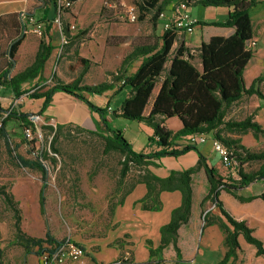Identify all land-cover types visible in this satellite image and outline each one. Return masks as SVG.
Listing matches in <instances>:
<instances>
[{
    "label": "trees",
    "instance_id": "16d2710c",
    "mask_svg": "<svg viewBox=\"0 0 264 264\" xmlns=\"http://www.w3.org/2000/svg\"><path fill=\"white\" fill-rule=\"evenodd\" d=\"M37 1L42 3L44 8H49L48 14L51 15L50 21H52L55 14V1ZM70 1L75 3L77 0ZM175 2H182L187 8L194 3L193 0H135L133 5L137 10L136 22L142 23L148 17L147 22L154 25L159 14L164 12L165 7ZM197 3L203 7L228 8L227 19L213 25L234 29V33L229 37H211L207 42L201 43L196 51L201 63L200 71L193 64V52L184 48L183 45L172 50L177 35L171 31H165L157 38L144 37L143 40L147 43L142 42L133 46L121 60L118 71L113 75V80L110 83L85 87L79 86L80 81L78 80L69 85L55 84L45 92L30 96L31 99L43 100L38 115H42L49 106L55 92H63L81 100L91 111L101 117L103 110L89 103L82 94L100 95L112 90L117 83L120 84V88H128L127 97L120 108L113 112V115L127 122L140 123L150 128L152 130L151 140L158 148L155 152H135L121 132L110 129L103 117H101V121L104 131L109 135H104L98 130H86L73 125H56L55 127L46 125L42 129L52 134L51 148L54 153L58 152L54 144L59 137L64 131L73 128L78 132L100 136L105 145V153L120 154L122 157L121 169L115 187L118 199L115 202L109 200L107 207L109 216H113L115 209L123 205L125 198L139 184L144 185L146 189L144 196L136 202L141 211L159 212L161 210L159 197L162 192H178L180 194V205L171 211L169 222L159 228L158 246L153 248L151 242H146L150 261L146 264H153V261H156L154 264H162V253L167 248H172L177 259H180L181 254L177 246L178 231L189 221L193 177L200 171L204 172L207 181V193L202 198L200 206L203 207L206 201L213 198V209L218 211V214L203 213V228L216 226L223 235L224 253L219 264H226L229 260H232L231 264H234L238 260L239 236L247 245L253 247L256 257L264 260V247L261 240L253 235V230L243 221H237L227 213L221 202L217 200L219 192L223 191L241 203L250 202L254 199L253 197H238L235 192L253 182L264 180V173H262L264 170V149L252 152L240 144V137L249 133L255 141L259 138L264 140V129L253 120L252 115L241 121L225 119L227 110L243 96L255 95L258 99L264 100V94L258 88V85L264 80V76L255 79L247 90L243 84V72L253 54L251 49L247 48L253 38V25L249 13L257 5V0H200ZM7 18L5 28L14 29L16 38L11 39L7 34L6 38L0 39L8 44L6 53L0 52V60L2 58L7 60L6 65L0 67V87L7 88L16 98H19L24 93L21 88L24 83L39 79L55 47L51 43V38L48 37L50 25H44L43 38L48 40L40 41L34 60L29 67L11 76V70L15 64L13 59L25 34L20 19L15 20L18 19L17 15H9ZM1 21L2 19H0ZM37 23L41 22L37 21ZM18 28L19 33H17ZM63 34L68 35L67 27L63 28ZM150 40L151 42H149ZM80 61L85 62L82 59ZM136 61H140L139 66L134 73L128 75V70ZM85 71L86 69L83 72ZM158 83H160L158 92L152 101L149 113L145 115V108ZM3 114L6 116L1 122L0 140L5 142L7 152L11 155L12 150L9 147L5 126L12 122L18 127H29L34 130V125L28 119L30 114L14 113L0 107V115ZM171 118H176L181 124V129L176 133L166 129L164 125L165 121ZM188 135H204L221 142L229 150L236 165V177L233 185L228 184L225 181L227 179L219 177L216 170L207 165L205 156L197 146L183 140ZM189 151H194L198 158L194 167L182 171H171L164 178L154 175L149 170V167H157L155 161L161 158H176ZM15 159L20 167L39 172L43 186L46 184L48 181L47 170L41 163L42 160H46L44 155L40 154L36 160H27L20 156H15ZM251 162L262 163L260 171L252 175L243 174L240 168ZM130 172L131 175H129ZM0 197L17 212L11 196L1 187ZM259 198L264 200V194ZM14 239L26 254H30L33 249H36V255H40L47 247H55L62 243V241L52 238L48 232L45 233L44 238L26 236L19 228L18 217L15 222ZM127 239L128 236L125 235L116 239L113 245L118 246L119 249L126 245L131 246V243H126ZM129 252L132 253V251ZM123 255L124 253L121 252L116 264H133L131 257ZM2 257L3 252L0 248V264H2Z\"/></svg>",
    "mask_w": 264,
    "mask_h": 264
},
{
    "label": "rangeland",
    "instance_id": "374dc122",
    "mask_svg": "<svg viewBox=\"0 0 264 264\" xmlns=\"http://www.w3.org/2000/svg\"><path fill=\"white\" fill-rule=\"evenodd\" d=\"M134 3L135 0L124 2L123 0H80L76 4L73 3L72 7L63 14L61 21L63 28L69 27L68 35H65V43H62L58 28L54 25V28L48 31V37L52 38L51 43L55 49L39 79L24 83L21 86L24 93L19 98H16L12 92L4 93L3 98H0V105L4 110H11L14 113L37 111L39 99H31L30 96L45 92L55 84L69 85L79 80V86L93 87L111 82L121 60L133 46L142 42L147 43L143 40L147 37L142 33L144 23H130L124 12V6ZM22 12L26 17L31 16L33 21H38V17L31 14V9L25 8ZM188 12H191L193 17L213 20L214 16L220 17L226 14V9L192 5L188 7ZM255 13V19L259 18L260 21L253 27L257 44L252 50L257 52L255 61L261 66V74H264V1L259 3ZM71 26H74L73 30L70 29ZM31 28L32 26H27L26 29ZM137 29L140 32H137ZM25 38L14 56L15 64L11 76L29 67L40 41L48 40L39 38L32 32H27ZM7 48L8 44L0 41V52L6 53ZM80 59L85 62H81ZM6 61V58H2L0 67L5 66ZM85 69L86 71L83 72ZM115 87L118 89L120 84L117 83ZM261 90H264V85ZM127 93V87L112 93L111 108L118 109ZM113 118L116 120L115 116ZM123 121L126 125L129 124V128L121 131V134L135 152L143 150L149 153L155 152L153 150L157 146L151 140L152 133L146 135L138 130L135 122ZM46 125L48 124L41 119L34 126V130L30 128V136L26 137L23 126L18 127L9 122L5 126V131L12 150L11 155L7 152L5 142L0 140V187L11 196L17 209L15 212L0 197L2 264H36V249H33L31 254H26L23 248L15 243L17 217L19 228L26 236L44 238L45 233L48 232L57 241L69 239L84 248L85 258L89 263H93L94 260L97 264H113L121 252L124 253V257H131L129 251L133 254V264L145 263L148 257L146 242H151L153 248L158 246L159 228L169 222L173 209L169 211L168 221L163 225H161V217L165 211L164 207L156 213L141 211L136 202L142 198L143 193L138 197L137 194L139 190L144 189V186L139 185L126 197L123 205L115 209V216L114 214L109 216L107 210L109 200L115 202L118 199L115 187L121 169L120 154L105 153V145L100 136L78 132L73 128L64 131L59 137L54 144L58 152L54 153L51 148L53 136L42 129ZM174 125V122L171 123V126ZM122 126L119 125V128L123 129ZM108 127L112 129L115 125L109 123ZM250 139V136L244 137V142L252 152L264 149L262 138L255 141L256 144ZM40 154L46 158L41 161L48 176L44 186L39 172L20 167L15 159V156H20L27 160H36ZM261 165L262 163L251 162L244 164L240 170L245 175H252L260 171ZM223 178L227 179L225 181L230 185L235 183V177L227 171ZM263 182L264 180L260 183ZM259 190L260 185L252 184L243 187L241 195L250 197L259 193ZM212 199L208 201L207 213H210L214 206ZM263 203H253L249 213L259 218L264 216ZM215 214H218V211ZM125 235L128 236L131 246L126 245L119 249L118 246L113 245L116 239ZM219 243L220 240L217 239L206 244L204 237L201 238L199 234L193 244L188 240L181 244L184 252L183 260L172 261L167 252L166 261L162 259V264H219L224 253L217 248L216 245ZM110 249L119 251L116 259ZM254 257H256L255 250L253 256L244 250L239 253L238 260L234 264H253ZM231 261L226 264H231Z\"/></svg>",
    "mask_w": 264,
    "mask_h": 264
},
{
    "label": "crops",
    "instance_id": "0c3cea01",
    "mask_svg": "<svg viewBox=\"0 0 264 264\" xmlns=\"http://www.w3.org/2000/svg\"><path fill=\"white\" fill-rule=\"evenodd\" d=\"M78 1L80 0H77L74 4H76ZM124 1L125 0H123V2ZM193 1L195 3V4L193 3V5L201 6L200 4L197 3L200 0H193ZM262 1L264 0H257V5L254 8H252V10L249 13L253 27L256 25V23L260 21L259 18L255 19V14H256L255 12H256L257 7L259 6V3ZM171 5L172 3L168 4L165 7L164 12L166 15L170 14ZM25 8L31 9V14H33L34 17L36 18L38 17V21H40L44 25H47V24L50 25L49 32L50 30L54 28V25L51 23L52 21H50L51 15L48 14L49 8L48 7L44 8L43 4L40 3L39 1L37 0H0V19H2V21L0 22V39L6 38L7 34H9L11 39L16 38L15 30L14 29L8 30V28H5L7 26L5 23L8 21L7 17H9V15H17L18 19H15V20H19V15ZM207 8H210V7H207ZM225 9H226V14L221 15L220 17L214 16L215 18H213V20H203L202 18L191 16V12H188V8H187V13L191 17V19L197 23L195 27V31L191 35L178 34L173 43L172 50L174 51L177 49V47L183 45L184 48L189 49L191 52H193V64L196 67V69L199 71L201 70V63H200V59L197 57L196 51L200 47L201 43L207 42L211 37H216V36L229 37L230 35L234 33L233 28L218 27V26L213 25L214 23L224 22L227 19L229 9L228 8H225ZM147 21H148V17L144 22H142L145 25L142 33H144L146 36H152L153 38L160 37L162 34V27H161L162 22L160 20H157L154 25H151ZM137 32H140L139 29H137ZM17 33H19V28H18ZM11 39L9 40V42L11 41ZM252 41L254 42V47H256L257 39L254 37V30H253ZM51 42H52V38H51ZM252 49H251L253 53L252 57L247 63V65L245 66V69L243 72V84L246 90L249 89V87L252 85L255 79H257L258 77L264 76V74H261L260 64H258V62L255 61V56L257 52H253L254 50ZM139 64H140V61L134 62L131 68L128 70L127 74L130 75L134 73L137 67L139 66ZM263 85H264V80L258 85V88L262 94H264V90H261V88H263ZM159 87H160V83H158L155 86L152 92V96L149 100V104L147 105L144 111L145 115L149 113L152 101L155 98ZM119 89L120 87L118 89L114 87L112 90L106 91L100 95L88 94V93H84L82 95L93 106L103 110V114L101 117H103V119L106 121L107 124L111 123L115 125L116 128L113 127L112 129L114 130L118 129L117 131L121 132L124 130L125 131L128 130L129 124L126 125V122H124L123 119L119 117L115 116L116 120L113 118L114 117L113 112L117 111L120 107L118 109L112 108L113 110L112 113H108L106 111L107 107H111L110 106L111 96H112L111 94ZM9 92L10 91L7 88L0 87V98H3L4 93L9 94ZM42 102L43 100L39 99L37 111H29L27 112V114L39 112ZM0 107L4 110L2 105H0ZM250 115H252L253 120L257 122L264 129V100L258 99L255 95L243 96L238 102H236L233 106H231L227 110L225 119L241 121ZM41 117L46 122V124L51 125L53 127H55L56 125H73L79 128L86 129V130H92V131L98 130V131H101L104 135H109L108 132L104 131V126L102 124L101 117L97 113L91 111L88 108V106L81 100L73 96H70L66 93H63V92H55L52 95L51 102L49 106L46 108V110L42 113ZM173 122L175 125L171 126V123ZM119 125H123L122 126L123 129H120ZM164 125L166 129L172 131L173 133H176L181 129V124L176 118H171V119L166 120ZM136 126L140 132H144L146 135H148L149 132L150 134L152 133V130L150 128L148 129V127L143 124L136 123ZM249 136L251 137L250 139L251 142H253V144H256L255 140L252 138L250 133L245 136L240 137V144L247 149H251V148L246 146L244 142V137H249ZM233 137L235 138V136ZM205 138L207 141L203 145L197 146V148L205 156L207 165L209 167H213L216 170L217 175L223 178V176L226 174V170L221 166L218 155L212 149V146H211L212 139L209 137H205ZM157 150L158 148L155 147L153 151H157ZM142 153H149V151L143 150ZM197 161H198V158H197L196 153L194 151H189L176 158L175 157L161 158L155 161V163H157L158 166L149 167V170L154 175L164 178L168 176L171 171H182V170H186L191 167H194ZM252 184L260 185V190H259V193H257L256 195L250 196L254 198L250 202L241 203L238 200H236L233 196L223 191L219 193L217 200L221 202L224 210L227 213H229L234 219H236L237 221H244L245 224L253 230V235H255L258 239H260L263 242V246H264V216L259 218L258 216H254L251 213H249L251 211L250 207L253 203L260 204L264 202L261 198H259L261 195L264 194V182L263 183L253 182L249 185H252ZM135 188L133 189V191L135 190ZM242 189L243 188L238 189L235 192V194L238 197L249 198L248 196L246 197V196L241 195ZM192 190H193L192 207H191V215H190L189 221L187 225L181 227L178 231L177 246L181 254L180 259H177L172 248H167L162 253L163 261H166L165 254L167 252L170 255V258H169L170 260L172 261L183 260L184 252L182 250L183 248H181V244L185 240L191 241V244H193L197 240L199 234L201 235V238L204 237L206 244L209 242L211 243L212 240L215 241L219 239L220 240L219 245H216V244L215 245L217 246L219 250L222 251V253L224 251L223 247H221L222 242H223V235L219 231V229L216 226H210L207 228H203L202 215L204 212L209 210L208 201L205 202L203 207L200 206L202 198L207 193V181H206V177L203 171H200L193 177ZM145 192H146V189L144 186V189H141V191L140 190L138 191L139 194H137V197L138 195H141L142 193L144 196ZM159 198L161 201V209L162 207H164L165 209L161 217L162 218L161 225H163L168 221L169 211H171V209L177 208L180 205L181 196L178 192H162ZM259 207H261V205H259ZM143 212L156 213V212H146V211H143ZM210 213L215 214L217 213V211L216 209H213L212 207ZM114 216H115V212H114ZM113 224L116 226L115 222ZM112 233H114V231ZM159 240H160V236H159ZM242 240H243L242 237L239 236L238 244L240 247V252L247 250L250 256H253L254 250H252L250 248L251 246L246 245L244 241ZM126 243L130 244V241L128 242V239H127ZM110 250L111 252H113V257H115L114 259H116L119 255V251L115 249H110ZM132 256L133 254L131 255V258ZM254 258L255 259L253 261V264H264V261L261 258L259 257H254ZM92 261L93 263H89L87 259L85 258L86 264H97V262H95L94 260ZM148 262H150L149 256L147 257L146 262L142 264H146ZM154 263H156V261H153V264ZM36 264H40L39 255H37V258H36ZM113 264H116V260Z\"/></svg>",
    "mask_w": 264,
    "mask_h": 264
},
{
    "label": "built area",
    "instance_id": "2783aa9c",
    "mask_svg": "<svg viewBox=\"0 0 264 264\" xmlns=\"http://www.w3.org/2000/svg\"><path fill=\"white\" fill-rule=\"evenodd\" d=\"M55 1V14L52 20V24L56 25L58 32L61 35L62 43H65V35L63 34V27L61 21L65 11L70 9L73 5L70 0H54ZM113 6V4H111ZM111 5L109 7L111 8ZM108 6V5H107ZM114 7V6H113ZM124 12L127 20L130 23H135L137 21V10L134 5L124 6ZM27 18V19H26ZM19 19L23 26V33L32 32L39 38L43 37L44 24L37 23L33 21V18L25 16L23 12L20 13ZM26 19V20H24ZM158 20L162 22V32L171 31L178 34L191 35L195 31L197 23L191 19L187 13V6L182 2L172 3L170 8V14L166 15L165 12L159 14ZM27 26H32L31 29H26ZM69 29V27H68ZM71 30L74 29V26L70 27ZM254 47V42H250L247 45L248 49ZM106 111L112 113L113 110L111 107H107ZM6 114L2 115L0 119V126L2 119ZM29 121L35 126L37 122L41 121L42 117L38 114H30L28 117ZM24 134L26 137L30 136V128L27 127L24 129ZM184 141L188 142L191 145L199 146L203 145L207 140L204 135H188L183 138ZM211 146L213 151L218 155L220 159L221 166L230 173L231 176L236 177V165L231 158V153L229 150L219 141L211 140ZM40 264H86L85 262V250L83 247L66 239L62 241L59 245L55 247H47L39 255Z\"/></svg>",
    "mask_w": 264,
    "mask_h": 264
}]
</instances>
